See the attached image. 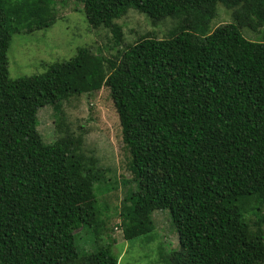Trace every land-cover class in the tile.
Returning a JSON list of instances; mask_svg holds the SVG:
<instances>
[{"label": "trees", "instance_id": "16d2710c", "mask_svg": "<svg viewBox=\"0 0 264 264\" xmlns=\"http://www.w3.org/2000/svg\"><path fill=\"white\" fill-rule=\"evenodd\" d=\"M60 1L81 5L117 45L115 20L129 9L175 22L113 57L80 47L10 78L12 34L53 24L56 1L0 0V264H119L113 238L89 253L75 247L80 227L105 231L97 194L113 183L60 115L64 101L102 87L136 187L118 214L123 238L150 233L152 212L168 209L178 235L168 264H264V38L241 31L264 29V0ZM219 4L231 20L212 28ZM47 105L59 135L51 142L37 129Z\"/></svg>", "mask_w": 264, "mask_h": 264}, {"label": "rangeland", "instance_id": "374dc122", "mask_svg": "<svg viewBox=\"0 0 264 264\" xmlns=\"http://www.w3.org/2000/svg\"><path fill=\"white\" fill-rule=\"evenodd\" d=\"M56 1L57 19L46 29L12 34L7 52L10 78L29 76L43 72L54 62L71 58L80 47L113 57L126 44H131L141 35L157 38L167 36L175 20L168 17L152 24L150 19L134 9L115 20L122 28L120 44L112 42V34L106 27L89 26L81 5L69 1ZM217 17L212 28L231 20L230 11L217 6ZM251 40L263 39L264 29L252 31L241 29ZM64 126L75 135H82V147L86 153L96 157L104 177L113 183H103L98 191V206L106 208L102 217L106 229L96 238L91 228L80 227L75 231V247L80 254L97 250V246L114 239L112 252L118 256L119 264H168L169 254L178 249V235L171 222L168 209L154 210L153 230L145 235L125 240L119 226V211L131 189H136L131 173L127 170V155L122 146L118 115L107 88L72 96L61 105ZM53 109L43 106L37 112V129L45 142L58 138L53 122ZM115 182V183H114ZM112 187L106 190L105 187ZM115 186V187H114ZM102 188V189H101ZM97 192V191H96ZM129 204V203H128ZM248 219H253L248 214Z\"/></svg>", "mask_w": 264, "mask_h": 264}]
</instances>
